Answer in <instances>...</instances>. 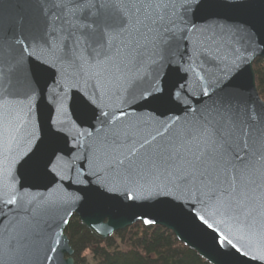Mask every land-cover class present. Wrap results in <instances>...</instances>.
<instances>
[{
	"label": "snow or ice",
	"instance_id": "6c2138e0",
	"mask_svg": "<svg viewBox=\"0 0 264 264\" xmlns=\"http://www.w3.org/2000/svg\"><path fill=\"white\" fill-rule=\"evenodd\" d=\"M5 2L0 208L35 203L19 179L27 166L52 178L69 215L89 194L151 202L186 217L217 264H264V99L243 82L247 56L220 55L232 42L264 50L254 0H17L28 11L7 26ZM200 58L224 67L196 95ZM70 92L79 124L67 119Z\"/></svg>",
	"mask_w": 264,
	"mask_h": 264
},
{
	"label": "water",
	"instance_id": "95a60500",
	"mask_svg": "<svg viewBox=\"0 0 264 264\" xmlns=\"http://www.w3.org/2000/svg\"><path fill=\"white\" fill-rule=\"evenodd\" d=\"M29 6L17 3V0H6L2 9V16L5 25L15 23L24 16ZM251 16L249 18L258 19L264 11V0H254L250 5ZM238 49L239 51H234ZM210 52L215 53V48H210ZM221 57L234 59L237 55H246L243 82L255 94H258L255 85V75L253 70V60L256 57L264 61V50L257 48L254 52L243 53V45L232 42L231 47L227 44L220 49ZM224 64L214 65L207 63L203 58L196 59L191 65L189 73L190 84L196 95H199V86L213 80L217 75H221ZM198 77H203L198 80ZM211 89H209L210 91ZM79 97L75 93H69V100L66 104L68 108L67 119L71 123L80 121L77 119ZM138 111V110H134ZM48 110L44 116L47 117ZM24 119L23 111L20 112V122L18 123L21 140V149L24 148V137L26 130L22 126ZM128 119V118H125ZM87 124L82 127H87ZM70 146V145H68ZM19 179L24 181L27 195L25 200H35V203L28 207L13 205L0 208L3 213L0 218V261L2 264H74L72 257L73 250L69 240L64 233V227L72 214H76L79 220L94 234L100 238H106L116 230H121L136 221L144 225H161L176 236L178 240L191 247L199 255L211 264H217L214 253H211L205 236L195 229L191 222L179 213H160L151 210V202L127 201L123 197L119 199L98 200L89 194L86 200L77 202L72 208L71 214H67L56 202L62 192L56 189L50 176L44 178H34L27 166H17ZM68 188L67 185H64ZM71 191V188H68ZM83 195V193H81ZM148 213L147 216L145 214ZM154 219V223L146 224L144 219ZM58 239L60 244L54 243ZM13 247H9V243ZM49 247L56 248L55 253L48 251ZM207 253V254H206ZM45 256L52 259L46 260Z\"/></svg>",
	"mask_w": 264,
	"mask_h": 264
},
{
	"label": "trees",
	"instance_id": "16d2710c",
	"mask_svg": "<svg viewBox=\"0 0 264 264\" xmlns=\"http://www.w3.org/2000/svg\"><path fill=\"white\" fill-rule=\"evenodd\" d=\"M255 85L264 99V61L252 63ZM74 264H211L161 225L136 221L100 238L72 214L64 227Z\"/></svg>",
	"mask_w": 264,
	"mask_h": 264
}]
</instances>
